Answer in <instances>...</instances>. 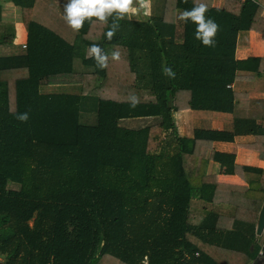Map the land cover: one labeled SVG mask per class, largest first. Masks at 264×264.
<instances>
[{
	"label": "trees",
	"instance_id": "16d2710c",
	"mask_svg": "<svg viewBox=\"0 0 264 264\" xmlns=\"http://www.w3.org/2000/svg\"><path fill=\"white\" fill-rule=\"evenodd\" d=\"M7 1L28 40L18 54L0 53V264H262L250 207L264 203V168L244 167L248 185L220 183L212 164L234 174L235 154L200 143L249 134L264 158V114L240 117L231 88L238 70L264 62L235 57L239 32L264 37L262 0H195L219 25L211 47L179 19L194 0H148L150 13L119 21L111 42V18L74 32L57 12L65 0ZM8 26L0 2V47ZM93 44L120 59L97 68L86 55ZM186 101L231 114L236 130L181 135L175 106ZM83 113L96 121L84 123ZM218 189L241 198L218 203ZM221 214L234 218L231 229L218 227Z\"/></svg>",
	"mask_w": 264,
	"mask_h": 264
},
{
	"label": "crops",
	"instance_id": "0c3cea01",
	"mask_svg": "<svg viewBox=\"0 0 264 264\" xmlns=\"http://www.w3.org/2000/svg\"><path fill=\"white\" fill-rule=\"evenodd\" d=\"M0 2L3 5V21L5 24L9 25V30L7 31V34L5 36L6 44H3L0 47V53L18 54L24 50V47L27 43V27L24 21L21 19L20 9L18 7L14 6L7 0H0ZM213 3L215 6L222 7L227 5V0H214ZM262 5L263 11L261 12V15L264 18V0H262ZM137 11L139 13H136ZM145 11H147V14L150 13V1L148 0L146 9L136 10L134 14L137 15V19H141L140 15L145 14ZM17 24H19L20 27L19 25L17 26ZM8 35H10L11 40H8ZM16 39L19 41H17ZM7 49H9V51L2 52ZM235 57L239 61H244L251 57L264 58V37L262 33L257 30H251L249 32H239ZM254 64L255 63H250L249 67H246V69L244 68L238 70V77L231 85V88L236 91L235 101H238L236 112L240 117L242 116L245 118H252L256 115L258 117H262L264 114V110L262 109L264 104V62L261 63V65L257 66H255ZM182 96L187 99L190 97L188 93H182ZM187 102L188 101H186V103L182 105L176 104L175 106V120L177 128L179 130L180 125L178 124V121H181L182 117L186 118V114L189 113L187 120H189L190 122H194L196 120V116L193 113L194 111L202 118V120H205L206 118H209L210 120H212L213 118L216 119L214 123L215 125L213 127L204 126V128L206 129H218L226 131L236 130L237 118L235 117V120V118H233L231 114L208 110H201L202 112H200L198 110H193ZM192 113L193 116H191ZM260 121L261 119L259 120V122ZM196 128L201 127L196 126ZM254 141L255 137L249 134L236 135L232 142L200 140V143L205 145L206 147H209V149H214L221 152H231L235 154L236 167L234 174L223 173L220 171V165L218 163L212 164L211 171L216 175L218 182L232 185H248V182L252 177L251 175L245 173L244 167L246 165H249L264 168V158L260 156V150L251 149L248 146V144H251ZM238 198H241V193L239 191L232 192V190L218 189L216 194V202L218 203L236 205L235 200H238ZM263 205L264 203L260 204L259 202H254L250 208H253V210H255L254 212H257L259 216ZM233 223L234 218L231 215L221 214L219 216L217 225L219 228L231 229L233 227ZM263 242L264 240L261 242L259 240V244L261 246ZM257 261H262V264H264V258H261V256ZM253 263H255V261Z\"/></svg>",
	"mask_w": 264,
	"mask_h": 264
},
{
	"label": "clouds",
	"instance_id": "9594fccd",
	"mask_svg": "<svg viewBox=\"0 0 264 264\" xmlns=\"http://www.w3.org/2000/svg\"><path fill=\"white\" fill-rule=\"evenodd\" d=\"M135 5L140 9H146L147 0H68L64 8L63 19L66 24L74 31L79 32L85 22L99 23L107 25L109 19H112V24L107 32V40L111 42L113 36L119 28V21L125 19L127 16L136 12ZM208 7L204 3L195 2L191 10H185L180 14L179 19L184 22L189 20L196 25L195 38L205 46H214L215 36L219 30V25L212 19L206 17ZM147 15V11H145ZM89 58H93L96 62V67L103 70L108 67L109 59L118 61L120 59V52L118 50L112 51L109 55L99 45L93 44L86 51ZM163 73L174 78L175 73L170 67H163ZM129 103L131 107L135 108L139 103V98L135 95L129 96ZM17 119L21 122H26L29 119L28 113H21L17 115Z\"/></svg>",
	"mask_w": 264,
	"mask_h": 264
},
{
	"label": "rangeland",
	"instance_id": "374dc122",
	"mask_svg": "<svg viewBox=\"0 0 264 264\" xmlns=\"http://www.w3.org/2000/svg\"><path fill=\"white\" fill-rule=\"evenodd\" d=\"M67 3H68V0H65V2L62 5H61V3L59 4L60 6L58 7V10H57L59 16L63 17V15H64V8H65V5ZM136 13H139V12L137 11ZM18 25L19 24H17V26ZM19 27H20V25H19ZM8 40H11L10 35H8ZM14 41H15V39H14ZM17 41H19V40H17ZM7 51H9V49H7L5 51H2V52H7ZM75 67H76L77 71H84L86 69V67L81 63L80 60H77L76 61V66ZM121 76H124V75H121ZM125 76H126V74H125ZM51 88H55V87L50 86L48 88V89H50V91L53 92V90H51ZM71 92H74V91H71ZM200 112H202V111H200ZM193 113L196 116V120L194 122H190L189 120H187V118L189 116V113L186 114V115L184 114L186 118L182 117L181 121H178L179 122L178 124L180 125V130L179 131H180V133L182 135H187L188 134L187 136L192 137L193 136V129H194V127L196 128V126H198V127L204 128V126L213 127L215 125L214 124L215 121H216L215 118H213L212 120H210L209 118H206L205 120H202V118L198 114H196L195 111ZM193 113L191 114V116H193ZM87 120H89V122ZM91 120H93V121H91ZM82 121L84 123L92 124V123H94L96 121V116L95 115H89V119H88L86 113H83L82 114ZM259 240H260V242L264 240V232H263L262 235H259Z\"/></svg>",
	"mask_w": 264,
	"mask_h": 264
},
{
	"label": "water",
	"instance_id": "95a60500",
	"mask_svg": "<svg viewBox=\"0 0 264 264\" xmlns=\"http://www.w3.org/2000/svg\"><path fill=\"white\" fill-rule=\"evenodd\" d=\"M264 232V205L260 211L259 220L257 224V234L261 235Z\"/></svg>",
	"mask_w": 264,
	"mask_h": 264
},
{
	"label": "built area",
	"instance_id": "2783aa9c",
	"mask_svg": "<svg viewBox=\"0 0 264 264\" xmlns=\"http://www.w3.org/2000/svg\"><path fill=\"white\" fill-rule=\"evenodd\" d=\"M263 248H264V243L262 244L261 250L259 252L260 255H263Z\"/></svg>",
	"mask_w": 264,
	"mask_h": 264
}]
</instances>
